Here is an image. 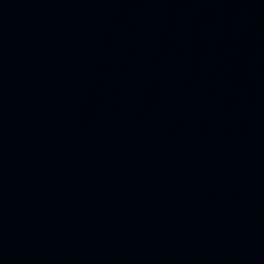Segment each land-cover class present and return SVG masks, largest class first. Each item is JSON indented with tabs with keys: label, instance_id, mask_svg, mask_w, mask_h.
Wrapping results in <instances>:
<instances>
[{
	"label": "water",
	"instance_id": "1",
	"mask_svg": "<svg viewBox=\"0 0 264 264\" xmlns=\"http://www.w3.org/2000/svg\"><path fill=\"white\" fill-rule=\"evenodd\" d=\"M0 264H264V0H0Z\"/></svg>",
	"mask_w": 264,
	"mask_h": 264
}]
</instances>
